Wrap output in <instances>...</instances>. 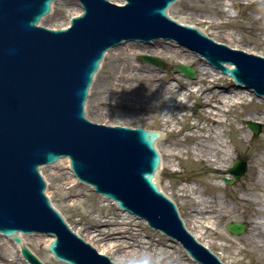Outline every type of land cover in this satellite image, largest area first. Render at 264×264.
Listing matches in <instances>:
<instances>
[{
	"label": "water",
	"instance_id": "obj_1",
	"mask_svg": "<svg viewBox=\"0 0 264 264\" xmlns=\"http://www.w3.org/2000/svg\"><path fill=\"white\" fill-rule=\"evenodd\" d=\"M55 1L0 0V233L17 245L18 232L52 235L46 249L67 264H114L75 235L45 196L39 166L68 158L75 178L174 240L194 262L223 264L190 234L154 182L160 131L90 122L84 103L104 54L124 42L175 40L235 80L237 86L223 83L222 91L244 85L258 97H264V58L215 43L202 28L170 19L167 10L176 0H77L82 9L76 0ZM42 17L43 27L59 30L37 26ZM69 20L70 27L61 29ZM139 59L162 67L157 58ZM176 70L194 78L190 68ZM246 125L259 135V124ZM246 171L245 163L236 161L227 170L232 180H223L232 185ZM225 228L241 236L248 225L231 222ZM21 255L29 264H41L26 248Z\"/></svg>",
	"mask_w": 264,
	"mask_h": 264
},
{
	"label": "rangeland",
	"instance_id": "obj_2",
	"mask_svg": "<svg viewBox=\"0 0 264 264\" xmlns=\"http://www.w3.org/2000/svg\"><path fill=\"white\" fill-rule=\"evenodd\" d=\"M227 1L177 0L167 12L172 19L178 22L202 28L215 41L225 43L230 47H237V49L246 52L251 51V53L264 56V26L259 23V20L264 16V3L258 0L250 5L233 4L235 18H232L223 11V7ZM229 32L235 33L232 39H228L227 37ZM158 41L165 46L168 44H176L173 41H165L162 39ZM140 44L142 43L140 42ZM125 48L126 45L117 47L113 51L108 52V55H105L88 92V98L84 105L85 116L92 122L105 125L143 127L147 130L166 132L169 130L168 127L163 126L159 120L160 109L156 108L154 110L143 111L138 108H127L124 103L128 102H123L122 105L113 104L114 94L117 93V90L114 89L116 69L117 67H121L122 72L127 74L130 72V67H141L142 70L153 68L159 76L164 78L173 77V75L178 76L179 82L182 80L187 85L186 87H190V85L193 86L197 82L196 79H189L183 74L179 76L174 72L173 67L186 63V66L195 70L198 65L202 64V60L197 59L195 63L191 64V58L182 61L180 59H174L173 54L166 53L161 57H157L164 64L163 68H158L139 60L141 53L127 55ZM144 55L149 56V54ZM195 74L197 77L196 71ZM219 83L222 86L223 83H233V81L220 79ZM124 87L126 88L127 86ZM230 90H234V87H231ZM247 104L237 107L234 112V115L242 112L243 119L235 122L233 116H230L228 117V124L230 123V125L225 127L226 135L229 137L228 148L231 151L232 148L236 151V154H233V160L229 167L233 165L234 161L242 160L246 164L247 172L241 179L234 181L231 186L225 185L222 181L223 184L220 185V192L213 189V184H219V179L216 181L211 179L209 166L206 164H198L194 161L193 155L189 153V147L193 143L190 139L182 141L184 140L183 137L166 132L167 138L155 145L161 156V163L162 160L164 161V168L158 177H156L157 185L175 202L186 228L192 230L199 237V241L203 242L224 264H257L256 260L259 259L262 260L258 264H264V248H259L260 246L264 247V238L253 237V231L249 226L250 221L255 217L254 209L248 203H234L236 198L250 196V194L243 191V186L250 181H256L257 176L255 173L253 178H250L254 160H251L248 153L256 145H264V124L260 123L258 118L255 117V113L264 111V101H259L258 103L254 99L252 103ZM188 106L186 114L196 115L197 110H199V105L195 103L194 99L188 101ZM247 121H252L260 125L261 131L259 135L255 136L252 134L246 126ZM234 127L245 132L248 139L247 144L250 147L247 148L245 144H240L237 141L240 135L239 133L235 135L231 133ZM211 131L212 128H209V133ZM233 143H235V147ZM174 144L176 146H173ZM169 151L178 152L179 154L178 161L180 165L178 166L177 162H171L174 163L173 165H177L175 167L177 170L175 171L169 168V162L171 160L167 155ZM60 162L44 166L40 172L47 183L46 195L54 208L67 220L68 224L72 225L73 228H79V225L86 226V222L80 221L83 217L90 221L92 219L104 220V217L111 219L113 214H118L119 217H122V213L110 200L96 194L89 186L83 185L78 181L77 183H73L68 160L62 159ZM58 174H63V179H58L56 177ZM61 183L65 184L62 190L58 188V185ZM191 183L202 191V195L196 194L192 195V197L200 196L208 200L213 198L218 201L224 200L229 207V212L223 217H215V215H212L214 220L201 233L190 222V198L187 199L186 197L180 196L181 193L177 191L178 187L191 185ZM69 190L71 193H69ZM257 195L262 200L264 199L261 196L262 194ZM74 201L76 202L75 204L73 203ZM79 221L84 224H81ZM232 221L248 224V229L245 234L239 237L230 235L226 231L225 226ZM131 224L135 225L134 228L140 232L143 240L148 242L151 239L154 245L167 249L173 255H179L180 264H193L192 261L189 262L187 260V255L181 247L161 233L147 227L146 224H143V221L135 219ZM101 228L106 229L103 226ZM2 242L0 238V247L3 244ZM36 253L42 261H48L50 264H61L53 257H49V253L44 249L43 245L36 249ZM121 256L117 252H112L108 255L117 264H120L119 259L122 258ZM140 264L147 263L141 262Z\"/></svg>",
	"mask_w": 264,
	"mask_h": 264
},
{
	"label": "bare ground",
	"instance_id": "obj_3",
	"mask_svg": "<svg viewBox=\"0 0 264 264\" xmlns=\"http://www.w3.org/2000/svg\"><path fill=\"white\" fill-rule=\"evenodd\" d=\"M257 1L258 0H228L223 7V11L228 16L235 18L233 4L250 5ZM175 2L176 1H174L172 5ZM261 2L264 3V0H261ZM178 23L184 26L183 23ZM232 23L234 24V22ZM259 23L264 26V16L259 20ZM186 25L195 26L185 24V26ZM196 28L199 27L196 26ZM202 31L205 36H208L206 31ZM233 35H235L234 32H229L227 36L228 39H232ZM159 39L154 40L153 44L151 43L150 45L149 43L140 44L139 41H131L124 42V44H120L117 47L126 45L125 51L127 55L141 53L142 55L140 54L139 56L149 54V57L155 56L154 58H157L166 53H171L174 55V59L186 61L188 58H191V64L195 63L197 59H200L202 60V64L198 65L195 70L186 66V63L173 67L174 72L179 76L180 74L184 75V73L178 72L176 70L177 67L185 66L190 68L194 72V78H192V80L196 79L197 82L193 86L190 85V87H186L187 85H185L182 80L180 82L178 81V76L173 75V77L170 76L164 78L159 76L153 68L142 70L141 67H130V72L124 74L121 67H117V69L115 68L116 72L114 77V89L117 90V93L114 94L113 104L122 105L123 102H128L124 103L127 108H138L143 111L154 110L156 108L160 109L159 120L163 126L168 127L169 130L166 132L175 136L183 137L184 140L182 141L190 139L193 142L189 147V153L193 155L194 161L198 164H206L209 166L211 170V179L213 181L219 179V184H213V189L220 192V185L223 184L222 179H232V174L227 173L226 169L233 160V154H236V151L233 148L232 151L229 150L227 145L229 143V137L226 135L225 127L230 125V123L228 124V117L233 116L235 122H239L243 119V115L242 112L234 115L237 107L243 106L246 103L250 104L254 99H256L258 103L259 101H264V99L255 98L253 96L255 95L253 90H246L245 87H241L240 90L238 87H234V90L222 91L219 83L220 79L232 81L229 75H224L221 71H218V69L211 67L206 63V60L202 55L196 52L193 53V50L184 49V45H179L177 43L178 46L176 44H168L165 46L158 41ZM165 41L177 42L172 39ZM213 41L218 44H224L229 48L237 49V47H230L225 43L215 40ZM113 49L108 52L113 51ZM108 52L105 55H108ZM250 54L258 55L251 53V51ZM158 61L162 64V67L156 66L147 61L143 62L154 65L158 68H163V62L160 59H158ZM185 77L191 79L189 76ZM124 86L127 87L125 88ZM191 99H194L195 103L199 105V110H197L196 115L186 114L189 107L188 101ZM255 115L259 122L264 124V111L255 113ZM209 128H212L211 133H209ZM239 131V128L234 127L231 133H233V135L239 133L240 138L237 139V141L240 144H245L247 148L250 147V145L247 144L248 139L245 132L241 130L240 133ZM163 132L160 131L162 137H158L155 140V145L167 138L166 132ZM233 145L235 147V143H233ZM173 146H176V144ZM167 155L171 159L169 162V168L174 171L177 170L175 167L180 165V162L178 161V152L169 151ZM248 156L252 161H255H253L250 178L252 179L255 173L257 178L256 181H250L243 186V191L250 194V196L236 198L234 203H248L250 207H253L255 217L250 221L249 226L253 231V237L264 238V199L262 200L257 195L262 194L261 196L264 198V145L254 146L248 153ZM171 162H177V165L175 166L173 165L174 163ZM163 168L164 161L162 160L161 163L160 156L159 168L157 169V174H154L155 182L156 177H158ZM56 177L58 179H63L64 176L63 174H58ZM71 179L73 183H77L73 176H71ZM64 186L65 184L61 183L58 185V188L62 190L64 189ZM177 191L181 193L180 196L186 197L187 199L190 198V222L194 228L200 230V233L203 229L207 228V225L212 220H214L212 215H215V217H223L229 212L228 204L224 200L218 201L214 198L208 200L200 196L192 197V195L196 194L202 195V191L196 188L192 183L191 185L178 187ZM69 193H71L70 190ZM73 203L75 204L76 202L74 201ZM113 204L116 205L115 203ZM120 212L122 213V217H119L118 214H113L111 219L104 217V220L92 219L90 221L83 217L80 221H83L84 223L86 222V226L83 227L82 225H79V228H73V226L68 224L67 220H65L70 230L73 231L75 235L79 236L84 242H87L98 254L106 255V257L112 252L121 254L122 258L119 259L120 264H140L141 262H146L147 264H180L179 255H173L172 252L167 249L154 245L151 239L148 242L143 240L140 232L134 228L135 225L131 224V222H134L137 218L126 212ZM145 222H143V224H146ZM101 226L106 227V229H102ZM188 231L198 242H200L199 237L192 230ZM17 236H19L21 242L19 245H17L11 238H6L0 233V238L3 241V244L0 247V264H29L20 255L22 248H26L38 259L39 262H41V264H50L48 261H42L38 258L36 249L43 245L44 249L47 251L46 247L54 236L47 235L43 232H37L35 234H22L21 232H18ZM200 243L207 247L203 242ZM177 245L179 246V244ZM259 248L263 249L264 247L260 246ZM49 257L52 258L50 254ZM109 259L112 263L117 264L111 260V258ZM187 260L189 262L192 261L188 256ZM261 260L262 259L256 260V263L258 264ZM60 263L66 264L63 262ZM193 264L195 263L193 262Z\"/></svg>",
	"mask_w": 264,
	"mask_h": 264
}]
</instances>
